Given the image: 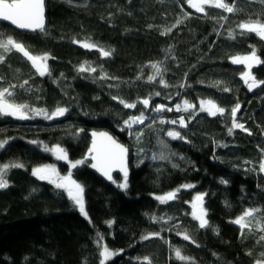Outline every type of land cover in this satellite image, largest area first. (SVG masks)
<instances>
[{
	"label": "trees",
	"instance_id": "16d2710c",
	"mask_svg": "<svg viewBox=\"0 0 264 264\" xmlns=\"http://www.w3.org/2000/svg\"><path fill=\"white\" fill-rule=\"evenodd\" d=\"M225 2H235L237 10L228 13L205 5V13H198L187 0H45L46 34L0 24V38L22 42L32 55L47 54L51 72L40 76L20 53H8L0 63V88L16 86L9 101L49 113L57 107L68 109L53 120L29 111L24 123L0 116V140L8 141L0 149V165H23L8 169L9 186L0 189V264H98V234L109 249L122 250L106 264H147L144 257L151 264L264 261L260 240L264 232L256 228L257 221L264 224V172L259 171L264 159V85L249 91L241 78L246 66L231 60L254 48L264 61V39L256 33L242 34L238 27L257 20L264 23V3ZM167 29L171 31L162 34ZM74 40L98 47L87 49ZM100 48L111 55L102 56ZM153 63L160 64L161 75L148 82L155 75ZM81 65L95 71L80 72ZM251 73L264 81V63ZM105 74L107 78L101 79ZM161 78L167 87L159 83ZM24 81L28 84L19 87ZM157 92L159 96L154 95ZM113 96L129 103L151 97L152 108L158 104L171 108L180 100L195 107L189 112L164 111L156 118L142 104L126 109ZM204 100L214 101L225 114L199 111L197 103ZM237 103V122L247 131L235 129L230 135L231 109ZM141 111L148 117L145 125L122 130L123 121ZM193 111L187 128L160 123L187 119ZM153 121V127H147ZM92 129L110 132L128 148L126 191L117 187L123 176L115 173L116 183H106L91 167L87 132ZM170 129L186 139L167 137ZM141 131L137 141L135 133ZM57 145L71 160L86 159L72 169V178L84 188L87 220L65 189L31 172L32 167L49 163H57L63 173L68 170L66 162L45 150ZM161 155L169 159H153ZM222 179L227 183H220ZM184 183L194 187L181 189L173 201L161 203L153 196ZM195 191L205 194L209 227L200 228L191 215L188 203ZM250 208L261 211L252 218L253 230L245 229L242 236L240 226L231 221ZM154 216L162 219L154 221ZM149 233L160 235L141 239ZM177 233H187L190 239ZM175 249L191 259H177Z\"/></svg>",
	"mask_w": 264,
	"mask_h": 264
},
{
	"label": "snow or ice",
	"instance_id": "6c2138e0",
	"mask_svg": "<svg viewBox=\"0 0 264 264\" xmlns=\"http://www.w3.org/2000/svg\"><path fill=\"white\" fill-rule=\"evenodd\" d=\"M261 3H264V0H260ZM71 3V0H69ZM187 3L191 8H194L198 13H205V5L223 9L228 13H233L236 11L235 2L229 4L225 2V0H187ZM186 17L188 14H185ZM0 19L10 22L11 25L15 26L16 28L24 31H31V32H41L46 34L45 30V18H44V0H0ZM222 19H227V17H222ZM177 23H181V21H177ZM175 27V25H173ZM240 29H242V34L244 33H256L261 39H264V23L260 22L259 20L254 22H247L241 23L238 25ZM168 31L171 29H167L165 33L167 34ZM230 38H235L231 32H229ZM74 43H80L81 47L92 49L97 48L98 46L94 43L88 42H81V41H73ZM100 54L104 57H108L111 55L110 50H104L103 48L99 49ZM17 52L22 54L27 61L31 62L32 67L36 70V72L40 76L51 75L50 69L48 67L47 61L49 59L48 55H32L30 50L22 43L18 42L12 37H8L7 39L0 38V63H4L8 53ZM232 63L234 64H243L246 66L247 71L241 74V78L244 80L249 91H252L262 85H264V81L257 80L251 73L252 68L255 65H259L264 63L261 61L260 58L256 55V51L253 48L252 52L249 55L245 56H237L231 58ZM151 67L155 70V75L148 77V82H152L156 79V76L161 75V67L159 63H153ZM80 72H94L95 69L91 67H84L83 65L80 66L78 69ZM107 78L106 74L101 77V79ZM140 79V77H137ZM159 83L165 87L168 85L166 81L161 78ZM28 84V81H24L23 84L19 85V87L23 88L25 85ZM219 84V82H217ZM15 85H10L8 88H0V115L5 116H13L18 119H28L30 118L28 112L31 111L34 115H41L46 120H53L57 117H62L68 111L67 108L64 107H57L55 110L49 113L48 110L45 109H29L27 105H17L15 103H11L9 101V97L13 95L12 89H14ZM111 87V85H110ZM183 87V85H181ZM223 91L228 92L230 89L224 88ZM154 95L159 96L160 93L157 92ZM171 97H169L170 99ZM113 100L118 101L120 104L123 105L126 109H133L137 107V104H142L144 109L162 113L164 111H177V112H189L190 109H193V105L188 102L184 101L183 104L175 105V109L169 108L164 104H158L154 108L150 107V100L151 97L138 99L134 102H127L123 98L119 96H113ZM240 109L239 103L235 105L231 109V118L232 124L231 127L228 129L229 134L231 135L233 130L241 129L247 131L245 126L241 123L237 122V112ZM200 111L207 112L209 116H217L218 114L223 116L225 114V109L218 106L214 101H201L200 102ZM195 115L193 111L190 116L186 119L184 116H180L179 119L165 121L163 119L160 120L161 124L168 123L171 125H179L180 128H187L188 122L191 120L192 116ZM148 117L145 115L143 111L140 112L139 115H130L128 119L123 121L122 130H132L134 125H145V121ZM155 124L147 125V127L151 128ZM81 130H77V134ZM130 135L133 134L132 131L129 132ZM142 131L136 132L135 136L137 141L142 138ZM165 135L170 137L173 140H185V136L182 135L180 131L175 129L168 130ZM92 145L88 150V155L91 156V167L96 169L102 176L106 177L109 181L116 183L112 177L113 169H119L120 172L123 173V182L117 183V187L122 191H126L129 187L128 184V167H127V157H128V148L124 145L118 143L113 137H111L108 133H92ZM8 143L7 140H0V149H3L5 145ZM32 143H36V141H32ZM163 143V142H161ZM222 147H227V145H220ZM46 151H53L57 154V158L60 160H68V155L66 151L61 148L59 145L54 146L52 149L45 148ZM142 151V149H141ZM171 155H176V153H172ZM169 159V157H165L163 155L156 157L153 156V159ZM180 159H184L180 157ZM86 159L77 160L75 162L69 161L70 168L74 169L78 165L84 164ZM143 163V161H141ZM247 163V162H246ZM22 168L23 165L19 163L15 164H3L0 165V189H5L9 186L8 180L5 179L7 171L9 168ZM173 168L179 167L177 164L172 165ZM253 169H249L252 171ZM259 171L264 172V159H261L259 163ZM32 174L36 176L40 180H48L49 183L53 184L57 189H65L68 193L70 200L75 208H78L80 214L85 218L88 217V214L85 210V202H84V188L81 184L77 183L73 178L71 172L68 175L61 176L57 173L55 167L53 166H44L40 168H35L32 170ZM220 183L226 184L227 181L221 180ZM194 185L186 184L181 185L180 188L174 189L168 193H165L163 196H157L156 199L159 200L161 203H167L169 201H173L177 199L178 193L181 189H188L193 188ZM204 193L197 194L193 201L191 202L192 206V217L194 220L199 221L200 228L209 227V222L206 219L207 217V210L204 207ZM226 206H227V202ZM261 211V209L250 208L246 209L244 213L237 217L235 220L231 221L234 224H237L241 228V234L243 236L244 230L247 229L248 231H252V218L255 216L257 212ZM155 221L157 217H152ZM89 223L91 221L89 220ZM109 225L113 223V221H107ZM256 228L264 232V224H261L259 221L256 222ZM218 231V230H217ZM159 233H149L141 237L143 240L150 239L152 237H158ZM177 235H183L185 240H189L190 237L187 233H177ZM103 237H100L98 234L97 243L100 245L101 240ZM261 241H264V235L260 237ZM259 242V241H258ZM122 251V250H121ZM175 254L177 259L180 260H190L191 258L185 257L182 255L180 249H175ZM118 252L111 251L106 245H101V250L99 255L101 257L99 264H106L107 261L111 260V258L115 255H118ZM147 264H151L148 257L143 258ZM256 264H264V261H257Z\"/></svg>",
	"mask_w": 264,
	"mask_h": 264
},
{
	"label": "rangeland",
	"instance_id": "374dc122",
	"mask_svg": "<svg viewBox=\"0 0 264 264\" xmlns=\"http://www.w3.org/2000/svg\"><path fill=\"white\" fill-rule=\"evenodd\" d=\"M79 41V40H78ZM81 42H87V41H81ZM89 43V42H88ZM78 45H80V43H78ZM238 56H245V55H239L238 54ZM235 57H237V56H235ZM185 100H180L177 104H183V102H184ZM205 101V100H204ZM200 102L201 101H199L198 103H197V108H198V110L200 111ZM176 104V105H177ZM194 107H195V103H191ZM171 108H173V109H175V105H173V106H171ZM194 109V108H193ZM191 110V109H190ZM183 112V111H182ZM154 113V112H153ZM160 113H156L155 112V116H156V118L158 117V115H159ZM174 126V125H173ZM178 127H180L179 125H177ZM54 147V146H53ZM53 147H51V149L53 148ZM51 152V154L53 155V157H55L56 159H58L57 158V154L56 153H54L53 151H50ZM58 160H60V159H58ZM61 161H63V162H66L67 163V165H68V170L67 171H65L64 173L62 172V171H60V169L58 168V165H57V163H49V164H43V165H39V166H35V167H32L31 168V172H32V170L33 169H35V168H40V167H44V166H53V167H55V169H56V171H57V173H59V175H61V176H65V175H68L70 172H71V174H72V168H70V166H69V161H72V162H75V161H77V160H71V159H69L68 158V160H61ZM73 177V176H72ZM74 180H75V178H73ZM45 181H47L48 182V180H45ZM76 181V180H75ZM77 183H79L78 181H76ZM80 184V183H79ZM186 184H191V185H194L193 183H184V184H182V185H186ZM54 186V185H53ZM177 188H180V186L179 187H177ZM177 188H175V189H177ZM174 190V189H173ZM172 191V190H171ZM65 192L67 193V191L65 190ZM168 192H170V190L169 191H167V192H165V193H168ZM165 193H163V194H154L153 196L156 198L157 196H163ZM199 193H201V192H199V191H195V192H193V195H192V198H191V200L189 201V203L188 204H190V206H191V202L193 201V198L197 195V194H199ZM68 194V193H67ZM84 202H85V199H84ZM191 208H192V206H191ZM78 209V208H77ZM85 210H86V206H85ZM86 212H87V210H86ZM88 214V213H87ZM84 217V216H83ZM87 219H89V216L86 218V220ZM207 219V218H206ZM198 223H199V221H198ZM101 245H106L105 244V242H104V240H102V242L100 243V250H101ZM107 246V245H106ZM109 248V247H108ZM99 250V251H100ZM110 250L111 251H113V252H118V253H120L121 252V250L120 249H111L110 248ZM114 257V256H113ZM100 259H101V257H100ZM99 262H100V260L98 261V264H99Z\"/></svg>",
	"mask_w": 264,
	"mask_h": 264
},
{
	"label": "water",
	"instance_id": "95a60500",
	"mask_svg": "<svg viewBox=\"0 0 264 264\" xmlns=\"http://www.w3.org/2000/svg\"><path fill=\"white\" fill-rule=\"evenodd\" d=\"M44 18H45V0H44ZM46 19V18H45ZM0 24H5V25H8V26H10V27H12V28H14L15 30H17V31H21V32H31V31H24V30H20V29H18V28H16L15 26H13V25H11V23L10 22H7V21H4V20H2V19H0ZM45 24H46V20H45ZM22 55V54H21ZM26 59V58H25ZM27 60V59H26ZM29 63L31 64V62L29 61ZM247 87V86H246ZM248 89V88H247ZM1 117H4V118H11V119H13V120H15V121H17L18 123L20 122V123H24V122H27L28 120H29V118L28 119H18V118H16V117H13V116H5V115H0ZM93 132H96V133H108L111 137H113V139H115L118 143H120V144H122V145H124L123 143H121L114 135H112L110 132H108V131H106V130H96V129H92V130H89L88 132H87V135L89 136V146H88V150H89V148L91 147V145H92V140H93V137H92V133ZM125 146V145H124ZM126 147V146H125ZM127 148V147H126ZM128 153H129V151H128ZM89 156V155H88ZM89 159H90V161H91V163L93 162L92 160H91V156H89ZM129 163V154H128V157H127V167H128V164ZM98 172V171H97ZM99 173V172H98ZM120 174L121 176H123V173L122 172H120L119 171V169H113V171H112V177H113V175L114 174ZM128 174H129V168H128ZM99 175L101 176V178L106 182V183H110V182H112V181H109L106 177H104V176H102L100 173H99Z\"/></svg>",
	"mask_w": 264,
	"mask_h": 264
}]
</instances>
